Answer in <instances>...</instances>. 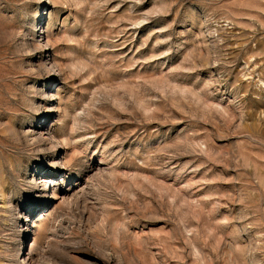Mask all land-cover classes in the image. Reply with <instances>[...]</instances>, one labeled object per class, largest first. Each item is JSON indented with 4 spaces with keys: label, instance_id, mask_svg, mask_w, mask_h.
<instances>
[{
    "label": "rangeland",
    "instance_id": "rangeland-1",
    "mask_svg": "<svg viewBox=\"0 0 264 264\" xmlns=\"http://www.w3.org/2000/svg\"><path fill=\"white\" fill-rule=\"evenodd\" d=\"M0 264H264V0H0Z\"/></svg>",
    "mask_w": 264,
    "mask_h": 264
},
{
    "label": "bare ground",
    "instance_id": "bare-ground-1",
    "mask_svg": "<svg viewBox=\"0 0 264 264\" xmlns=\"http://www.w3.org/2000/svg\"><path fill=\"white\" fill-rule=\"evenodd\" d=\"M50 116V115H49ZM49 116H46V119H48L49 118ZM41 141V140H40ZM44 142L46 143L47 142V144H48V142H49V139L48 138H46V139H44ZM40 175H41V173H40Z\"/></svg>",
    "mask_w": 264,
    "mask_h": 264
}]
</instances>
